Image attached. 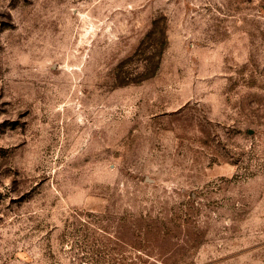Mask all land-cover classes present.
<instances>
[{"label":"rangeland","instance_id":"1","mask_svg":"<svg viewBox=\"0 0 264 264\" xmlns=\"http://www.w3.org/2000/svg\"><path fill=\"white\" fill-rule=\"evenodd\" d=\"M0 264H264V0H0Z\"/></svg>","mask_w":264,"mask_h":264}]
</instances>
